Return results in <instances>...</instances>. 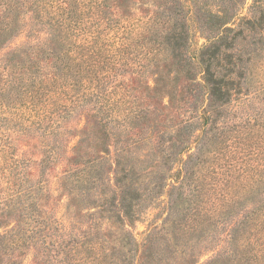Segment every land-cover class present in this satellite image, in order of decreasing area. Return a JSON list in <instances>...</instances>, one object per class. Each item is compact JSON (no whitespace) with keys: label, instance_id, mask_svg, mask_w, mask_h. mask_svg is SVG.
<instances>
[{"label":"trees","instance_id":"16d2710c","mask_svg":"<svg viewBox=\"0 0 264 264\" xmlns=\"http://www.w3.org/2000/svg\"><path fill=\"white\" fill-rule=\"evenodd\" d=\"M133 2L0 0V112H10L15 120L11 127L4 125L8 130L0 126V176L8 189L6 199H0V255L8 245L15 250L32 246L36 252L30 264H156L163 256L147 242L153 241L154 230L140 242L126 229L145 214L140 176L123 157L128 127L141 128L144 118L141 107L132 109L128 91H155L162 67L170 96L173 76L183 74L214 105L207 110L209 122L210 114L240 92L243 73L237 69L252 59L243 44L264 35V0H251L246 14L248 0H228L205 9L203 18L195 0H136V7ZM197 34L205 40L200 45ZM144 64L153 67V85L140 87ZM215 123L211 119L212 127ZM257 147L262 155L264 145ZM188 149V143L179 149L182 166ZM262 156L258 172L264 180ZM181 164L174 176L157 179L179 182ZM260 182L243 199L209 202L212 217L203 218L202 234L219 218H234V224L226 254L208 264L219 259L220 264H240L234 247L239 237L259 247L245 264H264ZM56 193L65 200L61 221L44 209ZM198 206L193 202L191 212L175 222L194 217ZM171 239L177 244L176 233ZM181 256L180 264L191 263L192 254Z\"/></svg>","mask_w":264,"mask_h":264},{"label":"rangeland","instance_id":"374dc122","mask_svg":"<svg viewBox=\"0 0 264 264\" xmlns=\"http://www.w3.org/2000/svg\"><path fill=\"white\" fill-rule=\"evenodd\" d=\"M161 1L163 0H159ZM195 1L201 8V11H198L200 15L204 14L207 8L214 10L218 5L228 3V0ZM250 3L251 0H248L242 14L248 12L247 6ZM143 8L152 10V7L146 4ZM238 22V19H235L234 23ZM196 39L197 45L205 41L200 34L196 35ZM243 46L251 51L252 59L245 64L240 63L242 69H237L238 74L243 73L239 76L240 92L223 108L210 114L209 122L206 117L210 112L207 110L214 109V105L204 101L199 84L193 85L189 80V85L183 74L178 75L177 79H174L175 75L173 76L172 84L175 83V88L168 96L167 71L162 67L158 72L160 79L158 85H155V91L142 87L147 84L153 85L154 79L150 76L153 71L152 65L144 64L141 69L140 92L135 93L132 89L128 91L130 98L134 97L132 109L141 107L144 118L139 124L141 128L128 127L124 136L126 141L123 157L124 163L126 161L128 167L133 169L132 173L140 176L138 183L141 194L140 209H144L145 214L142 220L136 221L126 229H130L140 242L146 238L147 232L154 230L155 234L151 237L153 241L147 242L152 244L151 251L163 253L156 264L166 263L163 259H167L168 264H180L181 254H186L188 258L190 254L193 255L190 264H208L218 254L220 257L224 256L232 240L234 218L229 221L219 218L218 212L213 219L219 220H214L213 228L202 234L201 226L205 223L202 221L203 218L207 215L212 217L209 202L223 205L230 196L233 200L243 199L246 193L247 197L250 195L251 185H259V180L261 187L264 185L262 183L264 180L258 172L261 168L259 162H263L264 151L261 155V148L257 147L264 145V35L256 36L250 45ZM237 77L235 76L236 79ZM133 87H136L135 83ZM76 117L79 119V116ZM116 119L118 120V116ZM211 119L216 121L215 127L210 124ZM117 120L112 122L114 129H117ZM14 121L10 112H0L1 127L8 130L4 125L11 127ZM114 129L113 131L118 133ZM185 143H188L189 149L182 152V158L186 160L182 166L177 158L181 155L179 149ZM120 146L121 144L115 146L117 152H120ZM180 164L181 175L184 177L179 179V182L174 183L173 180L166 178L165 182L161 183V179L160 181L157 179L161 176H174L173 173L179 171ZM179 185L180 188L176 187ZM200 187L203 189L202 192ZM7 192L6 183L0 176V199H6ZM159 193L162 195L159 196ZM59 198L56 193V197L51 198L49 205L47 203L44 209L47 212L51 211L50 216L54 215L61 221L65 212V200ZM193 202L200 205L196 215L182 224L175 222L191 212ZM239 211L236 210V215ZM175 224H178V227L173 228ZM2 230L0 227V233ZM172 233L177 234V244H173L175 240L171 239ZM6 247L5 254L0 255V264H18L21 260L25 264H30L36 252L32 246L16 250L8 245ZM234 247L237 248V252L239 251L237 262L240 264H245L252 256L253 250L259 248L252 240L244 241L243 237L237 239ZM145 254H149L148 249L145 250ZM222 260L213 261L215 262L213 264H220Z\"/></svg>","mask_w":264,"mask_h":264}]
</instances>
